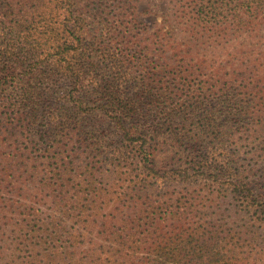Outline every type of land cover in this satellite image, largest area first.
<instances>
[{
  "label": "trees",
  "instance_id": "trees-1",
  "mask_svg": "<svg viewBox=\"0 0 264 264\" xmlns=\"http://www.w3.org/2000/svg\"><path fill=\"white\" fill-rule=\"evenodd\" d=\"M14 1L0 0V222L17 216L27 243L40 240L32 252L45 251L44 264H143L144 255L145 264H252L247 243L196 188L198 176L217 173L254 206L252 183L230 163L218 168L209 149L234 133L217 123L221 115L236 122L245 113L264 133V62L251 42L232 47L241 58L231 74L243 84L231 95L215 84L225 69L218 52L195 61L159 25L140 42L136 30H148L134 17L136 1L124 9L132 19L120 42L87 38L77 0L29 13ZM177 4L191 35L203 28L253 37L264 14V0ZM128 49L129 59L116 58ZM131 64L142 68L137 81L124 71ZM196 77L206 80L194 85ZM132 85L140 91L128 94ZM162 181L185 187L161 193Z\"/></svg>",
  "mask_w": 264,
  "mask_h": 264
},
{
  "label": "rangeland",
  "instance_id": "rangeland-1",
  "mask_svg": "<svg viewBox=\"0 0 264 264\" xmlns=\"http://www.w3.org/2000/svg\"><path fill=\"white\" fill-rule=\"evenodd\" d=\"M135 1L137 7L134 17L136 16L137 18L138 26L141 24L140 28L147 27L148 30L146 32H141L139 29L136 30V33L140 34L138 38L140 42L147 43L148 34L153 32L159 25L164 30L169 29L172 31L176 43H181L178 44L181 49H185L186 45H188L191 48L189 56L195 61L197 59H205L214 52H218L220 55L217 62L225 69L221 70L218 76L219 81L215 82V84L218 85L219 83L220 87L227 84L231 95L236 94L239 91V87L241 88L243 84L241 79L234 80L235 78L231 74L233 68L238 67V60L241 58L240 52L235 48L232 49V47L235 46L243 50L242 44L251 42L249 45L255 48L259 56H262V58L260 57L261 62H264V38L261 37L264 35V14L263 18H260L261 20L257 22L260 25V30L258 32L254 31V34L257 32V35H252L253 37H248L246 35L247 32L243 31L236 37V33L232 32L233 29L232 31H227V35H219L214 31L203 28H198L200 31L196 32L195 35H191L186 30L184 19L180 17V8L177 4L179 0H77L88 23L87 38L93 41H99L102 38L106 41H109V38H114L118 42L123 40V37L127 35L126 26L130 28L126 23L132 19L131 10H128L125 16L124 9ZM14 2L16 10H21L24 13L33 11L47 12L54 6L58 7L61 3L59 0H51L50 3L47 0H15ZM59 18L61 19V17ZM123 24L124 26H122ZM129 52V49L117 51L116 58L118 60H127L129 59ZM233 59H235V63L231 65ZM135 64L124 68V71L130 68V75L135 77L133 78L134 80L142 76V68L140 66L137 67ZM199 66L196 64L194 67L199 68ZM162 77L163 74L156 75V80H160ZM202 78L206 80L205 77H196V80L191 83L194 85L198 84ZM187 84L183 85L187 86ZM178 87L182 88L183 86L179 85ZM148 89H152V87L149 86ZM131 90L140 91L136 85L129 87L127 93L129 94ZM158 96L156 94V97ZM209 102H211L210 106L215 108L218 106L216 99L213 97H210ZM221 116L222 118L217 123L222 122V124L227 126L225 130L228 133L229 131L234 133L228 136L223 131L225 133L223 135L224 142L218 146L210 143L209 149L214 152L215 159L219 161L218 163L215 161V165L218 168L220 164L227 165L230 163V166L241 172L242 177L247 178V182L252 183L250 200L254 202V206L247 201L248 198L243 193L232 192L229 189V178L220 177L217 173H210L207 178L198 176L196 178L198 179L196 182L198 187L196 188L201 192L204 190L208 191L207 194L211 196L214 206L217 207L216 211L223 214L222 220L226 222L224 229L230 235H235L239 238V242L245 241L244 243H247L244 246V251L253 259L252 264H264V215L259 213L260 208L264 206V133L256 129V119L245 113H242L236 122L230 120L228 116ZM103 129L105 127L98 125L95 130L99 132L103 131ZM2 152H9V150ZM8 159L9 161L12 160L10 157ZM105 166L107 167V165ZM214 170L215 172L219 171L217 169ZM180 182L182 181L180 180ZM182 187L185 186H176L169 181H162L156 186L158 192L160 191L161 193L166 192V190L180 193ZM256 210L259 211L257 212ZM14 213L17 214L16 212ZM7 216L6 224L0 222V226H3L0 231V262L3 264L47 263L49 259L45 256V251L41 252L35 248L32 252V248L37 247L40 240L36 237L27 243L29 237L28 233L23 232L25 229L21 226L16 229L14 226V224H17V216L13 217L9 214ZM67 238L65 237L63 240H67ZM18 248L21 250L18 251ZM143 259V264H145V255ZM39 261H42V263ZM141 261L142 259H137L136 264H142Z\"/></svg>",
  "mask_w": 264,
  "mask_h": 264
}]
</instances>
